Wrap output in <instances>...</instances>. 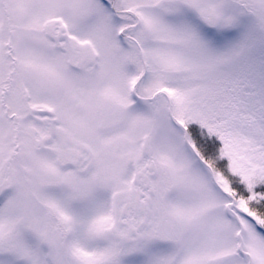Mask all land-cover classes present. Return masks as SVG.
Returning <instances> with one entry per match:
<instances>
[{"label": "snow or ice", "instance_id": "obj_1", "mask_svg": "<svg viewBox=\"0 0 264 264\" xmlns=\"http://www.w3.org/2000/svg\"><path fill=\"white\" fill-rule=\"evenodd\" d=\"M0 264H264V0H0Z\"/></svg>", "mask_w": 264, "mask_h": 264}]
</instances>
